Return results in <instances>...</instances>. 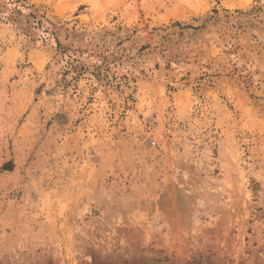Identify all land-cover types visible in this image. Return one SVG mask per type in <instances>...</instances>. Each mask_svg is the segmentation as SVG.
Masks as SVG:
<instances>
[{
	"label": "rangeland",
	"instance_id": "obj_1",
	"mask_svg": "<svg viewBox=\"0 0 264 264\" xmlns=\"http://www.w3.org/2000/svg\"><path fill=\"white\" fill-rule=\"evenodd\" d=\"M0 264H264V0H0Z\"/></svg>",
	"mask_w": 264,
	"mask_h": 264
}]
</instances>
